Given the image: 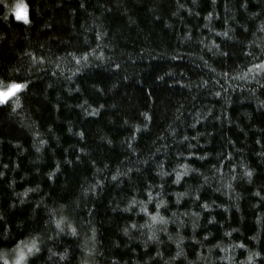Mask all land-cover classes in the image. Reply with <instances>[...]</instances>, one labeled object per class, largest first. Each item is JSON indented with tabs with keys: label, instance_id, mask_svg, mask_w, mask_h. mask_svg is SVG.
Returning a JSON list of instances; mask_svg holds the SVG:
<instances>
[{
	"label": "trees",
	"instance_id": "trees-1",
	"mask_svg": "<svg viewBox=\"0 0 264 264\" xmlns=\"http://www.w3.org/2000/svg\"><path fill=\"white\" fill-rule=\"evenodd\" d=\"M262 62L264 0H0V264H264Z\"/></svg>",
	"mask_w": 264,
	"mask_h": 264
},
{
	"label": "snow or ice",
	"instance_id": "snow-or-ice-1",
	"mask_svg": "<svg viewBox=\"0 0 264 264\" xmlns=\"http://www.w3.org/2000/svg\"><path fill=\"white\" fill-rule=\"evenodd\" d=\"M26 9H27V5L23 4V3H19L15 6V11H16V16L18 19H23L25 21L28 20V16L26 14ZM23 10V11H22ZM257 67H264V62H262L261 65L257 66ZM25 87V84L22 82H12L6 90H2L0 91V104H8L10 102V98H12L18 91H20L21 89H23ZM183 167V166H182ZM247 174L250 176L251 175V170H248ZM179 177V173L177 174ZM161 203H163V201H161ZM208 205H205V207H207ZM157 207H159V204L157 205ZM144 211H147V209H144ZM153 219H156V216H153ZM59 221H57V224L59 226ZM242 247L244 245H241ZM35 247V244L33 243L32 245H30L27 249V251L30 253L33 248ZM37 251H39L38 249H36ZM256 256H260L261 253L257 252L255 253ZM26 258V253L23 250L19 251V255L16 258L15 264H21V261L25 260ZM249 260L253 259L252 254H249L248 256Z\"/></svg>",
	"mask_w": 264,
	"mask_h": 264
},
{
	"label": "rangeland",
	"instance_id": "rangeland-1",
	"mask_svg": "<svg viewBox=\"0 0 264 264\" xmlns=\"http://www.w3.org/2000/svg\"><path fill=\"white\" fill-rule=\"evenodd\" d=\"M23 11V10H22ZM15 14H16V11H15ZM26 14H27V16H28V12H27V9H26ZM19 20H21V21H24V22H27V21H25V20H23V19H19ZM19 92V91H18ZM17 92V93H18ZM16 93V94H17ZM15 94V95H16ZM14 95V96H15ZM11 99V98H10ZM30 245H32V243L31 242H29V243H26V244H23L22 246H20L12 255H11V257H10V263L11 264H15V261H16V258H17V256L19 255V251L20 250H23V251H25V253H26V258H25V260H23V261H21V264H26V261H27V258H28V254H29V252L27 251V249H28V247L30 246ZM88 264V263H87ZM90 264V263H89Z\"/></svg>",
	"mask_w": 264,
	"mask_h": 264
}]
</instances>
